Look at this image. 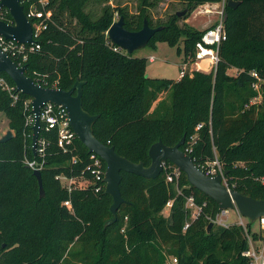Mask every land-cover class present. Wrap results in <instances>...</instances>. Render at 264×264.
<instances>
[{
  "label": "trees",
  "instance_id": "trees-1",
  "mask_svg": "<svg viewBox=\"0 0 264 264\" xmlns=\"http://www.w3.org/2000/svg\"><path fill=\"white\" fill-rule=\"evenodd\" d=\"M166 1L186 4V14L181 19L175 12L167 21L154 23L151 10ZM234 1L240 3L236 8L228 6L229 0H141L132 14L106 5L108 0H47L44 6L29 0L23 3L25 13L35 4L51 16L44 18L47 29L36 39L40 49L23 66L28 77L47 88L68 91L77 81L84 82L83 107L99 116L95 137L127 160L148 167L152 145L162 141L174 147L184 138L181 149L200 169L218 160L231 189L264 200V85L262 103L247 108L256 96L252 74L264 78V0ZM222 2L227 40L220 46L217 68L209 73L195 70L177 80L153 79L146 73L147 58L128 54L107 35L116 16L123 17L132 32L140 31L148 19L152 28L163 27L148 47L156 48L159 42L179 51L184 47L183 63H194L205 30L184 20L200 6ZM99 4L104 6L99 15L89 12ZM1 11L0 20L12 24L9 11ZM201 65L208 68L205 62ZM233 70L235 75H230ZM0 76L15 86L6 74ZM14 94L17 101L0 85V113L13 133L11 140L0 143V264H69L78 259L79 264H165L171 255L179 264H249L242 256L249 248L244 228L214 225L208 232V217L214 218L220 208L192 187L184 173L181 194L165 172L154 180L122 173L125 203L117 222L105 227L113 204L106 183H74L69 190L64 181L95 180L93 154L78 138L64 152L58 131L48 130L45 123L34 152L32 98ZM164 96L170 97V105L160 100ZM33 161L41 171L43 198L35 170L28 166ZM100 164L106 171V163ZM191 194L207 206L184 231L186 197ZM68 201L71 208L64 205ZM261 236L254 233L256 240ZM76 244L82 250L74 252Z\"/></svg>",
  "mask_w": 264,
  "mask_h": 264
},
{
  "label": "water",
  "instance_id": "water-1",
  "mask_svg": "<svg viewBox=\"0 0 264 264\" xmlns=\"http://www.w3.org/2000/svg\"><path fill=\"white\" fill-rule=\"evenodd\" d=\"M240 3L229 0L228 6L236 8ZM0 8L10 12L13 23L0 20V36L18 44L34 45L33 28L25 14L21 0H0ZM186 11L177 12L182 17ZM227 16H225V20ZM123 17L114 21L108 30V38L120 49L128 54H134L148 46L156 33L163 27L152 28L148 19H144L143 28L132 32L125 28ZM26 66H19L7 53L0 48V74H6L15 84L17 91L32 98V115L34 116L32 147L35 152L41 132V110L47 103H53L67 109L70 124L77 134L79 141L84 144L90 153L106 163L105 193L113 198L110 211L113 214L111 225L117 222L118 212L125 200L121 192L122 173H129L146 180H154L160 177L164 170V164L172 163L178 167L187 177L190 185L216 202L220 209H237L241 215L251 222L264 216V200H256L238 191H229L223 185L222 178L207 176L193 158L186 154L181 147L183 138L176 146L168 147L162 141L155 143L149 150L150 166L144 163H133L119 155L114 147H110L99 141L94 135V125L99 116H94L85 111L83 107L84 82L77 81L72 89L66 91L60 88H47L36 83L26 75ZM13 138V133L8 131L0 139V143H6ZM34 175L38 179L40 197L45 196L41 171L35 170ZM214 226L211 223L208 232Z\"/></svg>",
  "mask_w": 264,
  "mask_h": 264
},
{
  "label": "built area",
  "instance_id": "built-area-1",
  "mask_svg": "<svg viewBox=\"0 0 264 264\" xmlns=\"http://www.w3.org/2000/svg\"><path fill=\"white\" fill-rule=\"evenodd\" d=\"M29 0H21V4L27 3ZM39 2L44 6L47 0H39ZM3 9V8H0ZM225 5H223L222 10H218L220 19L213 26L207 28L203 35L202 41L197 44V53L196 61L194 62L195 68L200 72H211L217 68L218 63L220 62V46L227 40V34L224 27V14ZM7 10V9H6ZM8 11V10H7ZM198 15L203 14H212L215 12L212 6H203L199 7ZM10 13V12H9ZM27 19L30 21L33 28V38L35 40L34 45H24L18 44L14 41H10L0 36V48L7 53L11 58L14 57L19 61L17 63L19 66H23L29 59V55L35 52L37 49H40V46L36 45V39L40 34L47 29V25L44 21V18H50V12H45L39 10L35 4H31L27 13H25ZM33 21V22H32ZM150 61L154 62L155 57H150ZM209 61L208 68H204L200 63ZM191 67L188 64L182 66L180 73V79L184 76L192 73L194 70L190 69ZM255 81L252 84L253 90L256 92V96L251 100L250 105H247V108L251 105H260L263 100V85L264 78L259 74L253 73ZM0 85L7 90L14 98L15 101L18 100V95L14 94L17 91L16 86L10 85L4 77L0 76ZM34 117V116H33ZM34 122V118H33ZM41 123H45L48 130H57L59 135V146L63 149L64 152H68L75 145V141L78 138L77 134L71 127L69 113L66 108L62 106L55 105L53 103H47L43 106L41 110ZM43 152V149L40 150ZM93 158L96 160L94 167L92 169V174L95 176V181H104L106 171L101 169L100 160L98 157L93 155ZM73 162H77V158H73ZM33 166V165H31ZM90 169V168H89ZM166 174V180L170 183H174L178 192L181 194L182 190L180 188V183L182 179L183 172L172 163L164 164V170ZM209 177L220 176L222 178L223 185L227 187L229 191H232L227 182V175L222 166V164L216 160L212 163H209L204 167L203 171ZM70 184L69 190H71V185L73 184V179L66 180ZM64 205L68 208H71V203L65 202ZM173 205V201L168 202L166 209L168 210V215L170 214V209ZM207 206V203L202 205L196 202V198L193 194L186 197V210H187V221L184 228V231H187L188 228L203 214L204 208ZM238 212L240 218L239 221L229 222L231 209H220V212L213 218L208 217V219L216 226H221L225 228H231L233 226H241L244 228L247 239L249 242V248L242 253V256L249 260V264H264V216L259 218L255 222H251L248 218H245ZM165 213V212H164ZM252 223L251 229L249 224ZM254 223L258 224V230L253 228ZM254 233L261 234L260 239L256 240L254 238ZM165 264H179V259L174 256H167Z\"/></svg>",
  "mask_w": 264,
  "mask_h": 264
},
{
  "label": "rangeland",
  "instance_id": "rangeland-1",
  "mask_svg": "<svg viewBox=\"0 0 264 264\" xmlns=\"http://www.w3.org/2000/svg\"><path fill=\"white\" fill-rule=\"evenodd\" d=\"M110 2V0H108ZM108 2H106V5H108ZM114 4L117 5L118 3H121L123 8H127L132 14L137 13L141 0H113ZM225 5V3H224ZM102 7H104L102 4L97 7L91 6L89 7V12L93 13L94 15H99L101 13ZM186 7V4L178 1H166L162 2L158 7L154 8L151 10L152 13V18L154 23L157 22H164L167 21L170 17L174 15L175 12H181L184 8ZM198 9L197 8L188 19H191L196 26L199 28L206 27L209 28V25H206V20L208 19L209 16L213 15L212 14H203V15H198ZM214 10L217 11V8ZM215 11V12H216ZM196 15V16H195ZM219 15V14H218ZM0 16H4V12H0ZM226 16V15H225ZM184 16L180 17L181 19ZM197 17V19H196ZM220 17V15L218 16ZM186 19V20H188ZM220 19V18H219ZM119 20V17H115V21ZM184 20V21H186ZM184 21H180V24L182 25ZM218 22V21H217ZM187 23V22H186ZM188 24V23H187ZM213 26V25H212ZM211 27V25H210ZM195 28V27H194ZM184 47H182L181 51L178 50L177 46H171L167 42H159L156 46V48H151V47H146L142 50H138L134 53L135 57L139 58H147V65H146V73L147 76H150L153 79H174L177 80L180 77V73L182 70V66L184 65ZM150 57H155V61L151 62ZM188 66L192 67V69L195 71L196 68L194 67V63L188 64ZM202 66V65H201ZM191 69V68H190ZM191 69V70H192ZM209 73V72H207ZM236 70L230 71V75H235ZM191 74V73H190ZM161 101L163 100L165 105H170L171 99L168 96H164L160 99ZM32 103V100L29 101V103ZM34 118V117H33ZM34 123V122H33ZM9 131V125H8V120L5 117L4 114L0 113V139L4 137L7 132ZM32 138H33V133L31 135V143H32ZM33 165V166H31ZM28 166L32 168L33 170H37L36 166H38V163L36 161L33 162H28ZM65 185L67 188L70 184L66 180ZM95 180L92 182H86V181H74L73 184L71 185L74 186V183H76V186H83V185H89L91 183H94ZM46 195V194H45ZM165 215H168V210H165ZM112 216V217H110ZM106 222H105V227L111 226L107 225L108 223H112L114 217L113 214L111 213ZM240 218L238 216V212L234 209L231 210V215H230V220L229 222H237L239 221ZM254 229L258 230V224L254 223L253 225ZM89 247L87 250L91 249L92 243H88ZM84 246V245H83ZM82 246L79 244H76L73 248V251H78L79 249L82 250ZM79 250V251H80ZM90 253H86L84 255H89ZM80 259L74 260L70 262L69 264H79Z\"/></svg>",
  "mask_w": 264,
  "mask_h": 264
},
{
  "label": "crops",
  "instance_id": "crops-1",
  "mask_svg": "<svg viewBox=\"0 0 264 264\" xmlns=\"http://www.w3.org/2000/svg\"><path fill=\"white\" fill-rule=\"evenodd\" d=\"M108 4L109 5H111L112 7H118V6H123L121 3H118L117 5H115L114 4V2H113V0H110V2H108ZM212 6L214 9L215 8H217V11L216 12H214L213 13V15H211V16H209L208 17V19L205 21L206 22V25H209V27H210V25L212 26V25H214L218 20H219V15H218V10H222L223 9V5H224V2H222V3H217V4H206V5H203V6ZM203 6H201V7H203ZM179 12V11H178ZM196 16V15H195ZM196 19H197V17H196ZM185 22H187L189 25H191V26H193V27H195L196 29H198V30H201V31H203V30H206L207 29V27L208 26H206V27H202V28H199L198 26H196L195 24H194V22L191 20V19H188V20H186ZM206 62V61H205ZM202 63H204V62H202ZM202 63H200V65L202 64ZM191 67V66H190ZM194 67H195V65H194ZM192 68V67H191ZM180 79V78H179Z\"/></svg>",
  "mask_w": 264,
  "mask_h": 264
},
{
  "label": "bare ground",
  "instance_id": "bare-ground-1",
  "mask_svg": "<svg viewBox=\"0 0 264 264\" xmlns=\"http://www.w3.org/2000/svg\"><path fill=\"white\" fill-rule=\"evenodd\" d=\"M205 63H206V64H207V66H208V64H209V61H206Z\"/></svg>",
  "mask_w": 264,
  "mask_h": 264
}]
</instances>
